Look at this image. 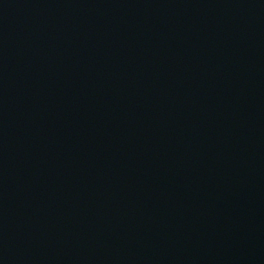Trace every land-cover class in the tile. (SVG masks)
<instances>
[{
    "label": "water",
    "instance_id": "1",
    "mask_svg": "<svg viewBox=\"0 0 264 264\" xmlns=\"http://www.w3.org/2000/svg\"><path fill=\"white\" fill-rule=\"evenodd\" d=\"M0 264H264V0H0Z\"/></svg>",
    "mask_w": 264,
    "mask_h": 264
}]
</instances>
